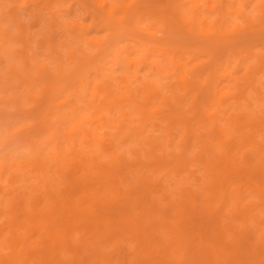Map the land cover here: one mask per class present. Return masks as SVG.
Instances as JSON below:
<instances>
[{"label": "rangeland", "instance_id": "obj_1", "mask_svg": "<svg viewBox=\"0 0 264 264\" xmlns=\"http://www.w3.org/2000/svg\"><path fill=\"white\" fill-rule=\"evenodd\" d=\"M104 1L107 3V8L116 7L114 17L124 19L120 26L115 25L111 18L106 17L103 8L93 0H0V27L7 29L10 36L18 38L20 30L14 26L9 17L10 11L15 9L17 20L23 25V33L28 38L25 47H22L18 40L0 35V99L2 100L0 103V159L5 160L6 163V170L3 173L0 169V229L3 234L8 235L9 224L14 218V215L9 214V206L15 196L25 193L26 200L37 197L44 199L43 194L48 186L46 187L43 181L39 182L35 162L32 160L34 159L33 152L38 147L44 148L48 165L56 174V177L49 175L47 178L48 181L53 182L54 190L59 194L66 190L68 184L61 177L64 174L62 171L76 165L74 152L80 157L88 158L94 155L97 149H106L111 144L112 150L123 153L125 161L131 162L134 160L131 149L135 148L143 153L149 149L146 142L150 141L156 145L155 153L159 154L164 151L170 161V166H173L174 159L167 154L180 152L179 143L183 141L186 131L184 126L187 124L190 127L188 141H191V161L187 168L195 172L198 179L192 180L189 184L193 189H198L200 183L207 178V172L203 166L208 155L204 154L205 151L214 153L224 149L218 139L210 141V135H207L213 125L210 114L216 113L218 115L216 120L219 117L222 119L219 126L225 128V137L230 139L233 137L235 140L241 139V136L249 130L250 125L244 121L250 123L263 117L264 18L261 17L258 3L264 4V0H234L235 5L232 8L228 5L230 0H194V3L199 6V15L205 18V27L210 31L216 33L220 7L224 10L247 11L256 26L227 38L219 35L206 38L196 30L194 40L184 46H182L184 40L182 41L179 36L181 34L174 30H172L174 32L171 31L166 17L172 13L176 14L180 8L189 12L190 1L193 0H173L170 6L165 5V2L169 0ZM127 4L129 7L126 12H123ZM173 4L175 7L172 12ZM208 6L214 11L208 10ZM161 7L164 8L166 16L161 13ZM129 14L131 18L127 19ZM188 15L187 13L186 17ZM70 21L88 26L89 29L84 37L92 40L79 44L77 33L66 26V23ZM227 24L231 29L242 28L246 25L243 17L236 12L228 18ZM110 33H113L111 38H109ZM171 37L174 40H171ZM50 41L54 46L50 45ZM66 48L74 51L79 60L76 75L71 77L68 75L74 64L69 63L71 59L68 54L66 55ZM145 48L149 49L148 59L144 57ZM55 49L58 54H61V60L67 63L62 76L65 78L47 90L44 78L36 79L35 82L30 83V86H34L29 91L34 98L28 99L22 95L21 89L29 80L19 83L14 77L15 72L10 71L12 65H20L22 62L21 57L16 53L25 51L28 56L32 57L30 62L36 61L45 65L56 74L59 60ZM116 49H119L120 53H116ZM169 50H173L175 59L182 65L180 70L176 69L170 59L169 52L172 51ZM127 59L131 60L132 64ZM151 61H158L162 65L161 74L157 73ZM78 69L83 71L84 78L79 77ZM209 71H211L210 80H208ZM252 71L253 82L248 83L249 74ZM178 73H182L190 82L201 85V88L196 90L195 85L186 88L185 85L178 84L176 77ZM219 74H224V76L220 77ZM80 80L83 83L87 82L88 90L84 91L80 87L79 95L73 94V88L80 83ZM214 81L219 83L216 85ZM244 83L247 86L244 95H241L240 91ZM148 85H155L160 95L168 97L169 103H162L163 99L158 95L159 93L151 96L148 99V105L155 112L153 116L145 119L144 131L134 136L136 138L127 136L121 142L119 139L125 135L123 133L126 127L121 126L120 122L123 121L122 123L132 127L140 126V122L133 121L132 117L142 118L144 114L127 100L121 101L118 98L128 97L131 91L134 94L137 93L138 101L144 102L147 99ZM107 86H111V90L115 92L111 112L105 107L108 100ZM219 88H222L225 95L216 105L212 99ZM174 94L180 97L179 102H175ZM18 95L21 96L22 108L16 110L10 104V100ZM178 105H181L182 113H178L179 110L176 109ZM197 105L198 110L195 108ZM47 108L51 112L47 115L52 124L50 128H54L59 137L57 158L54 156L55 151L50 150L51 144L45 145L47 142L50 143L51 139L48 125L44 126L42 131L34 132L36 126L43 121ZM203 108L207 109L208 114L203 111ZM73 110L80 120H87L83 123V128L97 137L98 141L91 139L92 135L89 136V133L84 136L81 131H76L73 137L77 143L73 145L65 133L66 129H73L75 126ZM123 111L127 114L125 117L122 115ZM168 116H171L174 121L178 119L181 121L174 123L170 130H164ZM240 119L244 120V124L239 123L238 125ZM65 123L70 124L66 129L64 128ZM241 125L244 126L241 127ZM196 136H202V140L198 141ZM4 140L7 141L5 144ZM205 140H208L210 147L203 146ZM256 140L264 142V127L257 132ZM252 151L253 147L249 143H244L241 148L235 150L237 157L242 152L253 155ZM64 154H67V158H64ZM262 155L259 154L258 157L263 158ZM141 158L151 165L155 164L148 154H142ZM137 167L133 166L131 171L123 170L128 175L127 178L119 180L122 191L136 189L138 186L136 181L152 173L151 167L141 170ZM166 170L159 169L153 174L151 180L156 184V190H159L160 184L165 188V194L170 200L168 203L167 199H161L162 190L153 193L155 199L159 201V206H167L175 201L180 194V186L184 185L183 179L187 177L186 171H181L177 177L173 171L168 173ZM255 178L261 180V177L255 176ZM82 184L88 189L93 182L89 180ZM231 188H234V183ZM101 192L104 199L113 197V192L109 194ZM199 193L202 198L205 197L202 188H199ZM233 195V202L237 198L240 203L257 201V194L249 193V189H244L240 197H236L235 190H233ZM39 208H42L44 213L48 211V206L43 201ZM261 208L262 205H259L252 210L248 221V229L254 233L256 238L263 233L262 225L258 223L264 214ZM234 213L235 210L232 209L231 214ZM68 229H70L69 248L82 249L81 255L86 257L92 252L93 246L91 239L87 237L89 234L84 235L81 227ZM237 230H244L239 221L233 223V229L226 231L230 239L229 243L233 242L231 238L235 236L233 232ZM48 242V237L44 235L42 244L38 241L34 242L31 238L26 243L31 244L28 246L30 250H37L41 247L46 248ZM113 249L114 246L109 243L103 245L105 253H112ZM127 249L131 253L133 248ZM12 250V247L0 243V257H7ZM72 253L73 251L69 249L62 251L61 257L64 264H71ZM33 258L35 257H30L26 264H38ZM49 264L59 263L50 260Z\"/></svg>", "mask_w": 264, "mask_h": 264}, {"label": "bare ground", "instance_id": "obj_2", "mask_svg": "<svg viewBox=\"0 0 264 264\" xmlns=\"http://www.w3.org/2000/svg\"><path fill=\"white\" fill-rule=\"evenodd\" d=\"M96 4L103 8L105 16L111 18L115 25H121L124 19L114 17L116 13V7L111 6L107 8V3L104 0H93ZM173 0L165 2V5H171ZM190 11L179 9L176 14L167 15L166 19L170 24L171 31H177L181 36L184 43L182 46L189 44L194 40V34L197 31L206 38H210L214 35L223 36L225 38L237 35L240 31H248L251 28H255L250 14L241 9L224 10L222 7L218 10L219 19L217 22L216 33L210 31L205 27V18L199 15V6L195 4L194 0L190 1ZM221 2V1H220ZM229 7L235 5L234 0L228 2ZM261 9V17L264 18V4L258 3ZM127 4L123 12L127 11ZM174 4L171 6L172 12ZM208 10L214 11L213 8L207 7ZM162 14L166 16L164 8H160ZM236 12L241 15L246 23L242 28L231 29L227 24L228 18ZM189 14L186 17V14ZM131 14L127 16L130 17ZM9 17L11 22L20 30V35L12 37L7 29L0 27V35L6 37H12L25 47V43L28 38L23 33V25L17 20V11L12 9ZM264 20V19H263ZM262 24V23H261ZM260 24V25H261ZM66 26L73 29L77 33V41L79 44L82 42H89L92 39H87L84 34L89 29L88 26L79 24L76 21H70L66 23ZM139 28V27H136ZM81 31V32H80ZM172 31V32H174ZM174 34V33H173ZM113 36L110 33L109 38ZM171 40H174L171 37ZM52 41V40H51ZM50 41V45L54 44ZM98 43L101 41L97 40ZM175 47V46H173ZM216 48V44L214 46ZM145 48L144 57L147 58L149 49ZM170 59L174 63L177 70H180L182 65L175 59L173 50H169ZM56 55L59 60L57 73H52L45 65H42L36 61L30 62L31 56H28L25 51H18L16 54L21 57L22 62L20 65H12L10 71L15 72V79L21 83L24 80H29L24 88L21 89L22 95L28 99H33L34 96L30 94V90L33 86L30 83L35 82L36 79H43L46 82V90L52 85L59 82L65 77L63 76V70L66 69L67 63L61 60V54H58L55 49ZM66 55L70 56L71 63L74 66L71 68V73L68 76H75L77 72V64L79 62L78 57L74 51L65 49ZM116 53H120L119 49L115 50ZM130 64L131 60L127 59ZM156 67L157 73L163 72V67L158 61H151ZM208 80H210L211 71L208 72ZM79 77L84 78L82 70L78 69ZM84 75V76H82ZM220 77L224 74H219ZM177 83L185 85L186 88H190L195 85V89L201 88V85L190 82L182 75L178 73L176 75ZM82 78V79H83ZM81 79V78H80ZM73 88V94L79 95V88L88 90L87 82H81ZM253 82V71L249 74L248 83ZM214 84L216 81L213 82ZM212 83V84H213ZM219 83V82H218ZM216 83V85L218 84ZM246 84L241 88V95H244L246 90ZM106 96L108 100L105 105L107 110L111 112L114 101V90H111V86H107ZM112 93V94H111ZM146 101L140 102L139 96L129 91L128 97L118 100H127L128 103L133 104L143 112L142 118L132 117V120H138L140 126L132 127L120 122L121 126L125 125L126 130L119 139L124 141L127 136L136 138L134 136L142 133L143 123L145 119L153 116L154 109L148 105V99L153 95H160L159 89L155 85H148L146 88ZM93 95V94H92ZM225 95L222 88L215 91L213 95V103L218 104L219 100ZM162 96V95H160ZM175 102H179L180 97L174 94ZM179 97V98H178ZM21 96L18 95L15 98H11L10 104H12L16 110L21 109L22 102ZM162 103H169L167 96H162ZM2 100L0 99V103ZM59 104V103H57ZM56 104V105H57ZM178 104V103H177ZM249 105V103H247ZM180 106L176 107L178 113ZM123 106H121L122 108ZM198 110V105L195 107ZM43 121L40 122L34 132L42 131V128L46 125L49 127L51 133L50 150L56 152L59 146V137L49 122L47 115L50 112L47 108ZM203 111L208 114L207 109L203 108ZM123 117L127 114L122 112ZM212 115L213 125L211 126L207 135L210 141L218 139L221 147L224 149L219 152L205 151L207 158L204 160V168L207 172V178L204 182L200 183L199 188H202L204 198L199 193V188L193 189L189 183L192 180H198L196 174L193 171H189L187 166L191 161L190 147L191 141H188V135H190V127L184 123V129L186 130L183 136L182 143H179L180 152H169L167 156H172L174 159V165L170 166L164 151L157 154L155 153L156 145L153 142L147 141L149 149L143 153L137 149L132 148L131 153L134 160L126 162L123 153H117L112 150V145L106 149H97L94 155L88 158L80 157L74 152L75 163L61 176L67 182L66 190L59 194L54 190L53 182L48 181L47 176L52 175L56 177V174L51 170V166L48 165L47 155L44 148L38 147L34 152L35 169L37 170L36 176L39 182L43 181L45 189L43 197L32 198L26 200V194L17 195L10 203V215H14L12 222L9 224L8 235L0 229V243H4L13 250L7 255V257H0V264H26L30 257L37 260L38 264H49L50 260H55L59 264H64L62 261L61 253L64 249L73 251L71 256V264H264V214L258 221L262 225L263 233L257 238L254 233L249 231L248 221L250 220V212L257 206H261L260 210H264V142L261 143L256 140L257 132L264 127V113L263 117L252 122H247L242 119L239 123L246 122L249 126V130L246 134L241 136V139L235 140L233 137L230 139L225 137V128L219 126L220 117L216 113ZM73 117L76 121L73 129H66L70 124H64L66 129L65 133L72 141L73 145H76V139L73 137V133L81 131L84 136L88 133L92 134L83 128V123L87 122L86 119L80 120L73 110ZM104 121V118L101 117ZM111 120V119H110ZM180 122L181 120L178 119ZM174 121L170 116L166 117L167 125L164 130H170L173 124L178 122ZM244 121V122H243ZM1 126V125H0ZM244 125H241L243 127ZM91 134V135H90ZM93 134H95L93 132ZM35 136V134H34ZM170 137L168 139L170 140ZM198 141L202 140V136H196ZM91 139L98 141L97 137L92 135ZM205 140L204 147H210V143ZM7 142L4 140V144ZM244 143H249L253 147V155L241 153L240 156H236L235 150L241 148ZM58 153V152H57ZM142 154H148V156L155 162L154 165L145 162L141 156ZM259 154H263V158L258 157ZM241 157V158H239ZM64 158H67V154H64ZM133 166H138L137 169H152V173L147 175L146 178L137 180L138 186L136 189L122 191L119 186V180L127 178V173L123 170L131 171ZM153 166V167H152ZM179 166V168H178ZM167 169L166 172L173 173L178 177L181 171H186L187 177L183 179V184L180 186V194L175 198L172 204L167 206H159V201L155 199L153 193L160 192V197L163 200H170L165 194V188L163 186L156 190V184L152 183L153 174L159 169ZM169 168L173 169L170 170ZM0 169L3 173L6 170L5 160L0 159ZM255 173V174H254ZM255 176L261 177L259 180ZM92 181L88 189L83 186V182ZM81 181V184H80ZM234 183V188L232 184ZM95 185V186H94ZM244 189H249V193L257 194V201L248 203L238 202V198L233 202V190H235L236 197H240V194ZM109 194L113 192V197L106 198L102 196V192ZM255 192V193H254ZM44 202L48 206V211L44 213L42 208H39L41 202ZM238 202V203H237ZM234 209L235 213L231 214V210ZM92 214H90L91 212ZM227 218V220L225 219ZM70 220H72L70 222ZM227 221V222H226ZM239 221L244 230L234 231L235 235L232 243H229L227 230L233 229V223ZM70 222V226L68 223ZM233 222V223H231ZM15 226V227H13ZM81 227L84 231V235L91 239L92 252L86 257L81 255L82 249L75 247L69 248L70 229L68 228ZM48 237V245L37 250H30L27 244L28 239H32L34 242L41 243L43 236ZM37 239V240H36ZM33 243V242H31ZM109 243L114 246V251L105 253L103 251V245ZM42 244V243H41ZM17 247H19L17 249ZM132 247V252H128L127 248ZM243 248V249H242ZM130 259L131 261H129Z\"/></svg>", "mask_w": 264, "mask_h": 264}]
</instances>
